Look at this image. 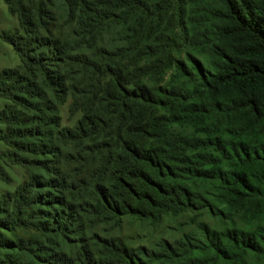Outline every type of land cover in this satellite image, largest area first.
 Listing matches in <instances>:
<instances>
[{"label": "trees", "instance_id": "16d2710c", "mask_svg": "<svg viewBox=\"0 0 264 264\" xmlns=\"http://www.w3.org/2000/svg\"><path fill=\"white\" fill-rule=\"evenodd\" d=\"M4 2L0 141L32 173L0 231L39 237L0 233V264H264V0H59L63 38L53 0ZM94 219L181 232L85 240Z\"/></svg>", "mask_w": 264, "mask_h": 264}, {"label": "rangeland", "instance_id": "374dc122", "mask_svg": "<svg viewBox=\"0 0 264 264\" xmlns=\"http://www.w3.org/2000/svg\"><path fill=\"white\" fill-rule=\"evenodd\" d=\"M23 3H25L23 1ZM55 15L53 21L48 22L49 28L52 31L54 37H65L70 32V27L64 24V13L62 11L61 4L59 0H53V6L51 8ZM18 33L22 34V30L19 26L18 19L16 16H12L8 10L4 0H0V72L5 69H15L20 66L21 61L19 56L13 50V47L4 38L5 34ZM43 35H47L42 32ZM8 101L0 98V108L6 104ZM67 104L59 107V115L62 119V126L67 125L69 127L73 126L74 120H68L67 117ZM5 124L0 122V135L5 132ZM15 149L0 141V164L2 170L4 171L5 181L0 177V197L2 195L13 194L15 189L20 185L25 184L30 180L32 168L25 165L15 164V160L23 153L15 155ZM11 207V206H10ZM89 224V225H88ZM87 225V226H86ZM86 227L87 233L85 240L89 235L97 233L102 237L105 236H115L119 237L128 245L134 247L139 244L147 245L150 240L157 237H163L168 240L179 237L180 226L178 223H165L159 226L155 231L150 232L149 230L142 229L137 226H132L128 222H123L119 227H112L109 225H104L97 223L94 220L85 223L83 227ZM182 231L185 228H182ZM0 233L4 235L7 239L18 241V240H32L37 239L39 234L31 228H16L13 231L1 230ZM66 250V248H64Z\"/></svg>", "mask_w": 264, "mask_h": 264}]
</instances>
